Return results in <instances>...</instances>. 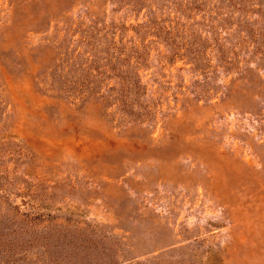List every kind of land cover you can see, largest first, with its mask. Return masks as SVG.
Instances as JSON below:
<instances>
[{
	"label": "rangeland",
	"instance_id": "1",
	"mask_svg": "<svg viewBox=\"0 0 264 264\" xmlns=\"http://www.w3.org/2000/svg\"><path fill=\"white\" fill-rule=\"evenodd\" d=\"M0 264H264V0H0Z\"/></svg>",
	"mask_w": 264,
	"mask_h": 264
}]
</instances>
